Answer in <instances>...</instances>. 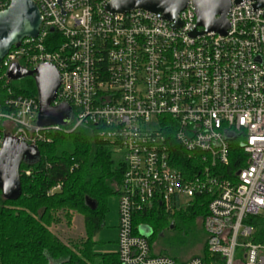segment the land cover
Masks as SVG:
<instances>
[{
	"label": "built area",
	"instance_id": "built-area-1",
	"mask_svg": "<svg viewBox=\"0 0 264 264\" xmlns=\"http://www.w3.org/2000/svg\"><path fill=\"white\" fill-rule=\"evenodd\" d=\"M32 1L38 36L0 62V150L6 136L38 149L50 133L86 127L109 144L124 169L121 264H264L248 223L264 212V9L231 0L225 36L192 37L191 1L180 27L141 10L109 13L112 0ZM11 2L0 0V13ZM14 64L58 70L52 106L72 108L67 126L38 125V97L16 93L7 76ZM202 195L210 198L202 222L209 258L154 254L137 214H173Z\"/></svg>",
	"mask_w": 264,
	"mask_h": 264
},
{
	"label": "trees",
	"instance_id": "trees-1",
	"mask_svg": "<svg viewBox=\"0 0 264 264\" xmlns=\"http://www.w3.org/2000/svg\"><path fill=\"white\" fill-rule=\"evenodd\" d=\"M14 89L18 94L38 97L33 78L15 84ZM50 138L38 147L36 161L22 163L20 197L8 200L0 192V264H121L117 253L95 251V238L106 228L108 202L121 195V162L90 128L53 132ZM59 185L60 189L53 191ZM87 197L96 201L95 211L86 206ZM209 201L202 195L173 214L159 207L142 211L135 223L151 229V244L172 223H202ZM76 215L83 218L84 238L64 243L53 228L62 224L71 227ZM248 223L252 243L264 244V212L249 217ZM159 255L180 261L166 253ZM197 257L209 258L205 244L203 255Z\"/></svg>",
	"mask_w": 264,
	"mask_h": 264
},
{
	"label": "water",
	"instance_id": "water-1",
	"mask_svg": "<svg viewBox=\"0 0 264 264\" xmlns=\"http://www.w3.org/2000/svg\"><path fill=\"white\" fill-rule=\"evenodd\" d=\"M192 2L196 14V28L192 37H201L209 33L225 36L230 28L228 14L231 0H112L106 10L112 14H127L135 10L161 14L166 21L180 27L179 14ZM244 0H237L241 3ZM255 2V9H264V0ZM42 24L41 13L32 0H12L8 9L0 13V62L13 46H19L26 38H36ZM14 82L33 78L39 100L38 125L40 127L67 126L72 117V108L68 104L53 107L60 87V75L52 65H40L33 71L14 64L7 72ZM39 158L35 147L6 136L0 150V192L8 200H16L21 195L20 167L24 162H34ZM86 206L95 211L97 203L87 197ZM174 224H171L173 228ZM140 234L146 238L152 236L147 226L140 227Z\"/></svg>",
	"mask_w": 264,
	"mask_h": 264
},
{
	"label": "rangeland",
	"instance_id": "rangeland-1",
	"mask_svg": "<svg viewBox=\"0 0 264 264\" xmlns=\"http://www.w3.org/2000/svg\"><path fill=\"white\" fill-rule=\"evenodd\" d=\"M23 82L17 81L15 84ZM109 222L115 219L118 211V198L112 197L108 202ZM115 222V220H114ZM118 224V221H117ZM112 226H108L104 232H112ZM54 233L64 242H77L84 238L83 218L76 215L71 227L65 224L53 228ZM207 234L203 228V224L198 221L197 225L183 226L180 222L173 228L165 229L152 242L151 248L154 254H168L177 257L180 261L203 255V246L206 243ZM113 243H107L111 246Z\"/></svg>",
	"mask_w": 264,
	"mask_h": 264
},
{
	"label": "crops",
	"instance_id": "crops-1",
	"mask_svg": "<svg viewBox=\"0 0 264 264\" xmlns=\"http://www.w3.org/2000/svg\"><path fill=\"white\" fill-rule=\"evenodd\" d=\"M109 215V213H108ZM107 215V219H106V228L108 226H112L113 227V231L112 232H104L101 231L97 237L95 238V242L98 243V245L95 247V251L96 253H117V221H118V211L116 212V216L115 219H110L109 222V218ZM115 220V222H114ZM113 243L111 246H106L107 243Z\"/></svg>",
	"mask_w": 264,
	"mask_h": 264
}]
</instances>
